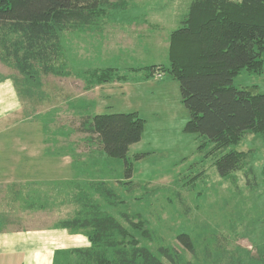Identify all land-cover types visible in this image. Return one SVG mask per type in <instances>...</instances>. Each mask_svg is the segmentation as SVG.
Returning <instances> with one entry per match:
<instances>
[{
	"label": "rangeland",
	"instance_id": "obj_1",
	"mask_svg": "<svg viewBox=\"0 0 264 264\" xmlns=\"http://www.w3.org/2000/svg\"><path fill=\"white\" fill-rule=\"evenodd\" d=\"M192 1L125 0L120 7L101 11L99 21L83 28V32L63 33L67 70L72 71L70 76L46 74L23 81L16 69L1 60L0 75L18 81L24 93L21 98L27 119L40 120L50 152L64 155L66 171L72 176L55 181L105 180L126 201L109 211L121 218L120 213L125 210L136 222H142L144 230H133L134 235L159 256L160 246H170L177 249L183 260L194 264L235 261L249 264L248 259L253 260L258 255L257 246L264 245V135L245 136L236 146L238 150L249 152L245 167L233 177L222 178L214 163L205 160L206 151L199 150L203 139L184 130L190 115L182 102L177 80L171 77L142 79L144 71H141L139 77L130 76L124 82L92 85L89 81L93 80L94 73L109 68H119L118 74L124 75L131 73L130 70L123 72L129 67L146 69L152 64L167 63L170 33L181 25ZM234 85L264 93V71L255 74L243 70L235 77ZM6 106L7 103H2L0 112ZM126 112H138L146 120L142 140L130 147L128 155L132 181L143 184L141 189L133 191H127L120 183L125 173L123 161L102 156L98 150L90 154V149L81 143L84 135L71 131L84 115ZM90 165L101 172H93ZM36 169L30 167L25 171L24 181L40 185V177L48 179L59 167L55 169L50 164ZM90 172L94 175L90 176ZM198 172L203 175L192 181ZM74 174L77 176L72 178ZM52 182L42 184L41 190L47 193L37 192L42 197L49 195L43 208L32 210L15 200L20 209L17 206L6 209L2 205L3 198L8 196L6 200L11 202V192L2 189L0 210L19 216L22 226L34 228L31 232L54 225L55 228L49 229L54 236L49 241L57 246H91L83 229L73 232L56 226L76 212L78 192H74L76 187L70 184L65 192H60L50 184ZM180 198L185 202L180 203ZM102 204L108 208L103 199ZM146 229L152 233L151 240L142 233ZM183 231L191 233L196 255L178 241ZM216 241L221 243V248L213 246ZM251 264L257 263L252 261Z\"/></svg>",
	"mask_w": 264,
	"mask_h": 264
},
{
	"label": "trees",
	"instance_id": "obj_2",
	"mask_svg": "<svg viewBox=\"0 0 264 264\" xmlns=\"http://www.w3.org/2000/svg\"><path fill=\"white\" fill-rule=\"evenodd\" d=\"M124 3L125 0H0V60L16 69L23 81L46 74L70 76L62 34L83 32V28L99 21L101 11ZM127 70L131 73L120 75L119 68L102 70L89 81L92 85L124 82L130 76L139 77L141 71L142 79L177 80L190 115L185 132L203 139L199 150L206 151L205 160L214 163L220 177H233L249 157L248 151L236 146L247 134L264 135V93L234 85L235 77L243 70L255 74L264 71V0H193L181 25L170 33L167 63L152 64L146 69L129 67L123 72ZM15 83L24 94L17 80ZM145 127L146 120L138 112L95 113L82 116L71 131L84 135L81 143L90 149V154L98 150L102 156L123 161L125 173L120 183L133 191L143 184L132 181L128 155L130 147L142 140ZM92 167L93 172H101ZM199 174H194L192 181L203 172ZM50 184L60 192H65L67 184L76 187V212L56 226L73 232L83 229L91 242L88 247L57 250L54 264H194L183 260L175 247L160 246L159 256L141 244L133 230H144L145 225L132 219L128 211H122L121 218L109 211L126 201L105 180L73 179ZM41 187L29 183L11 190L14 200L34 210L43 208L49 200L48 194H37L47 193ZM142 233L152 239L148 229ZM178 241L196 255L191 233L181 232ZM213 246L222 247L218 241ZM257 248L258 255L248 259L249 264H264V245ZM206 250L209 248L205 253Z\"/></svg>",
	"mask_w": 264,
	"mask_h": 264
},
{
	"label": "crops",
	"instance_id": "obj_3",
	"mask_svg": "<svg viewBox=\"0 0 264 264\" xmlns=\"http://www.w3.org/2000/svg\"><path fill=\"white\" fill-rule=\"evenodd\" d=\"M11 80L14 83H11ZM2 103H7V106L0 112V191L3 189L11 192L12 201H7L6 196L2 205L6 209H13L18 207V204L13 201L12 187L35 182L23 179L26 176L25 171L30 167L37 168L36 170L49 167L50 164H53L55 169L59 167L48 179L46 176L40 177V185L46 181H55L56 178L71 177L72 173L69 175L66 171V159L63 154L50 152L51 147L44 137L42 122L36 117L34 120L27 119L25 103L15 79L1 74L0 105ZM58 171L60 173L56 176ZM63 173L65 175L61 177ZM44 174L46 173H42ZM20 223L21 218L16 214L0 210V264H54L57 250L72 248L60 247L54 241H49L54 237L51 234L53 231L49 230L55 228L54 225L36 228V231L31 232L34 228L24 227ZM43 229L46 232L39 231Z\"/></svg>",
	"mask_w": 264,
	"mask_h": 264
}]
</instances>
